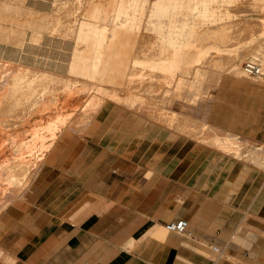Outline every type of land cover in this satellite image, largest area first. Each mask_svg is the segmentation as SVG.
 <instances>
[{"label":"crops","instance_id":"obj_1","mask_svg":"<svg viewBox=\"0 0 264 264\" xmlns=\"http://www.w3.org/2000/svg\"><path fill=\"white\" fill-rule=\"evenodd\" d=\"M121 33L114 28L115 39L98 52H143V35L125 39ZM194 74L200 81L201 71ZM133 77L129 82L136 80V90L142 85L138 71ZM137 103L130 98L133 107ZM104 104L93 125L80 132L90 137L86 159L59 165L50 157L30 193L2 214L0 264H264V171L241 160L253 144L264 145V114L257 121L249 112L241 115L246 122H237L239 157H233L147 118L159 116L175 127V119L184 116L159 115L152 106L144 110L146 122L142 115ZM184 119V126L190 124L182 125V133L199 135V142L216 139L207 137L209 132L216 137L217 130ZM59 130L45 135L50 142L29 149L49 152ZM61 133L58 144L65 146L67 131ZM247 158L264 159V146ZM178 220L187 222V234L165 230Z\"/></svg>","mask_w":264,"mask_h":264},{"label":"rangeland","instance_id":"obj_2","mask_svg":"<svg viewBox=\"0 0 264 264\" xmlns=\"http://www.w3.org/2000/svg\"><path fill=\"white\" fill-rule=\"evenodd\" d=\"M67 1L69 2V0ZM67 1L0 0V25L3 27L7 26L6 30L0 29V47L6 45L8 48L14 49L16 52L10 51V53H15L14 57L17 58L20 54L17 53V49L20 47L16 45L19 40H23L22 46L28 50L33 47L29 45L33 44L32 40L40 42L39 47H42L41 49L30 50L36 52V57L40 59L41 65L38 68L42 69L47 64L56 62L59 72H63L64 76L68 78L67 80H70L69 83L67 82L68 87L66 88L75 93L74 97L69 100L63 95L58 97L60 100H50L55 92L53 93L52 91L54 86L51 89L50 86L52 85H48L47 89L51 90H48L47 96L44 95L45 100L39 105L40 107L44 105L43 108L39 110L40 107H35V111L32 108L28 111L29 113L21 114L20 116H25V122L22 125L10 128L6 133H0V143L4 141L8 151L1 152L0 149V167L3 159H9L11 164H13V169L15 167L22 168L26 173H22L20 177L17 175L19 177L17 179L23 181L20 180L18 186L11 187V194H5L6 196L0 194V218L9 206L14 205L17 201L21 202L25 195L30 193L35 178L41 168L48 163L50 157L55 159L59 165H66L67 162L75 158L86 159V147L84 145L90 141V137L88 134L80 132H82L81 130L87 132L89 126L93 125L94 118L105 101H108L105 103L107 108L112 107L116 111L127 110L138 116L142 115L140 117L144 118V121H151L150 123L156 126L158 125L155 123L159 121L155 118L147 117L149 113L144 111L145 107L148 108L152 105L157 109V114H162L163 116L170 113V117H172L173 112L176 115L184 116L197 122L202 121L206 127L219 132L216 137L215 134H210V137H207L209 139L216 138L215 140L199 142L198 137L181 133L182 123L186 122L183 118L175 119V128L172 126L168 127L163 123L161 124V122L158 124L171 129L172 132L169 131L171 134L216 148L229 156L239 157L236 127L238 123L245 125L243 122H246V119H240L241 115H246L249 112L255 116L257 121L259 116L264 114V80H262V78L264 79V49H257L259 44L264 46V35H261L264 34V24L262 25L263 33L259 35L254 33V35L251 34L253 36L249 35L250 37L246 32L243 33L238 28L234 31L236 26L234 27L232 24L229 29L223 28L221 24L232 23V21L237 19L244 20L245 18H253L255 19L254 21L261 20L264 23V0H211L213 1V6L210 3L211 7L209 9L220 12L219 15L222 12L225 13L224 10H226L231 17L228 20L226 16H223L221 17L223 20H217L214 24L210 21L196 18L197 12L195 13L194 6L198 0H70L69 3ZM55 2L60 6L54 4ZM64 3L67 5H64ZM61 4L62 9L67 6L66 8L69 11L67 12L66 8L62 10ZM200 8L198 9L201 10ZM61 13L65 14L60 15ZM54 14L57 15L56 18ZM49 19L71 20V22L65 21L63 23L61 21L58 24L56 22H46ZM43 24L50 26V28H53L51 25L54 27L61 25L62 31L59 29V35L63 34L62 38H64V41L68 40L67 42L70 43H65L61 47L44 45L45 39L41 38L39 40V38L45 35L49 28L43 27ZM216 25H219V27L217 28ZM116 27L122 32L121 34H124L125 39H130V35L135 37L143 35L145 39H143L145 43L143 52L132 55V51L125 56L117 52H105L106 55L105 53L103 55L100 54L98 47L103 52L105 51L109 40L115 39L112 36V31ZM209 27H213L212 30H209ZM103 28L105 32L102 40H100L101 38L99 37ZM41 29H44V32ZM88 29L89 35H85ZM194 29H197V31L193 32ZM224 34L227 35L226 38ZM244 34L245 36H243ZM202 37L205 38L203 39ZM206 38L207 43L205 41ZM230 38L234 39V41H231ZM247 39L248 41H245ZM222 40L227 44L225 45ZM52 42H54V39L51 40ZM214 42L216 45H214ZM48 49L50 50L48 51ZM186 51L188 52L186 53ZM26 54L30 55L28 52ZM168 54L170 55V60L167 61L164 58ZM0 56V77L3 74L2 79L5 78L4 75L6 73L8 78L11 74L13 75L19 71V69L23 70L25 68L8 61L7 56L4 54L0 53ZM101 57L105 58L104 63L98 61ZM209 57L211 59L214 57L216 60H220L221 57L225 63L222 60V63H216V60H214L215 66H213V62H209L211 59L208 61ZM120 59H123V63L120 62ZM253 60H257V63L262 67L261 76H248L243 71L244 64ZM219 64L221 67H218ZM69 65H71V71L69 70ZM233 65H236L235 69L238 67L239 71L237 72L239 74L238 76L236 75V78H242V82L235 79V75L233 77V74L232 76L229 74V68ZM137 71L141 77L148 73L149 76L139 77L140 81H138L142 85L134 90V85L137 82L136 80L132 82L135 79L133 74L137 73ZM196 71L203 73L204 77L201 81L194 80ZM150 72L153 74H150ZM157 74H160L159 78L155 77ZM150 75L155 78H151ZM7 78H5L6 81L8 80ZM5 80H1L0 83L6 82ZM130 80L132 81L129 82ZM62 86L58 87V89L61 90ZM2 88L0 101L5 94L4 87ZM99 88L102 90L103 88L106 90L109 88V91L113 90V95L104 96V94L97 92ZM146 88L150 90H146ZM194 94H196V99ZM133 96L136 97L138 102L134 107L129 104V100ZM31 102L33 103V101H30V104H32ZM2 103L3 101L0 102V105ZM90 114L93 118L90 117ZM144 116L150 121L146 120ZM2 119L1 114L0 120ZM65 125L66 127H64ZM56 129L61 130L55 132L53 139L55 144L51 150L46 153L45 149L47 147H44V149L36 151L37 147L40 145L42 147L46 141L50 142V136L45 137V135L52 133ZM62 131H67V137L62 142L65 143V146H59L58 144ZM33 135L36 137L32 139ZM263 146L258 143L253 144L246 155L241 157V160L264 171V159H258L255 162L249 161L247 158ZM30 147L36 150H30ZM44 154L45 156L43 157ZM260 156H257V158ZM42 158V162H39ZM14 165L16 166L14 167ZM11 171V174L14 175V170ZM34 174L35 176L33 177ZM32 177L33 179L30 183L29 181ZM1 178L2 176H0ZM0 185H2L1 180ZM0 189L2 193L3 190H6L3 187Z\"/></svg>","mask_w":264,"mask_h":264},{"label":"bare ground","instance_id":"obj_3","mask_svg":"<svg viewBox=\"0 0 264 264\" xmlns=\"http://www.w3.org/2000/svg\"><path fill=\"white\" fill-rule=\"evenodd\" d=\"M64 1H67V0H64ZM170 1V0H169ZM68 2V1H67ZM66 2V3H67ZM69 2H70V0H69ZM68 2V3H69ZM167 2V1H166ZM58 3V2H57ZM66 3H64V5H67ZM210 3H212V6H213V1H211V0H198L196 3H195V6H194V11H195V13H196V18H199L200 20H206V21H210L212 24H214V23H216L217 22V20H223V18H221V17H223V16H226L227 18H228V20L231 18L230 17V15H228L229 13H227L226 12V10H224V12L225 13H223L222 12V14L221 15H219V13H218V11H213V10H211V9H209L210 7H211V4ZM54 4H56V2L54 3ZM63 4V3H62ZM62 4H61V9H62ZM210 4V5H209ZM225 4V3H224ZM57 6H60V5H58V4H56ZM69 6V5H68ZM77 6H78V4H77ZM224 6V5H223ZM67 6H65V7H63V9H65ZM199 7H201L200 9L201 10H199L198 8ZM256 7V6H255ZM55 8H56V6H55ZM77 8V7H76ZM79 8V7H78ZM161 8V7H160ZM60 9V11H62ZM259 9V8H258ZM52 10V9H51ZM75 10H77V9H75ZM80 10V9H79ZM257 10V9H256ZM53 11V10H52ZM56 11V10H55ZM66 11L68 12L69 10L66 8ZM81 11V10H80ZM162 11V10H161ZM228 11V10H227ZM241 11V10H240ZM51 12V11H50ZM54 12V11H53ZM52 12V13H53ZM75 12V11H74ZM246 12V11H245ZM1 13H3V12H1ZM55 13V12H54ZM238 13V12H237ZM237 13H235V14H237ZM65 14V13H64ZM63 13H61L60 15H64ZM241 14V13H240ZM242 14H244V13H242ZM55 15V14H54ZM59 15V14H58ZM67 15V14H66ZM56 16L57 15H55V18H56ZM239 16V15H238ZM52 17H54V16H52ZM59 17V16H58ZM195 18V17H194ZM51 19V18H50ZM48 20L47 22H52V23H54V22H56L57 24L58 23H60L61 21H63V23L66 21V22H71V20H61V19H59V20ZM53 19V18H52ZM196 20V19H195ZM255 19H253V18H245L244 20H240V19H237V20H235V21H232V23H227V24H221L222 26H223V28H225V29H229V26H231V24L232 25H234V27H235V29H234V31H236V29L238 28V30H240V31H242L243 33L244 32H246V34L249 36V35H251V34H253L254 35V33H256L257 35H259V34H261V33H263V28H262V25L264 24L261 20H259V21H254ZM202 21V22H203ZM205 21V22H206ZM226 22V21H225ZM49 24V23H48ZM50 25V24H49ZM220 25V26H221ZM45 26V24H43V27ZM53 28H50V26L48 27V25L47 26H45V27H47V28H49V29H47L48 31L47 32H45V35H43V36H45V37H43V36H40V38H39V40L42 38V39H45V41H44V45H51V47L53 46H55V47H57V46H59V47H61V45H63V44H65V43H70V42H67L68 40H66V41H64V38H62V35L60 36L59 34V29H61L60 28V26L58 25H56L55 27L53 26V25H51ZM214 26V25H213ZM217 26V25H216ZM222 26H221V28H222ZM62 27V26H61ZM219 27V25L217 26V28ZM212 28L213 27H209V30H212ZM214 28H215V26H214ZM222 28V29H223ZM0 29H3V30H6L7 29V26L5 27H3V26H1L0 25ZM221 29V30H222ZM40 30V29H39ZM42 30V32H44L43 30L44 29H41ZM218 30V29H217ZM216 30V31H217ZM220 30V29H219ZM237 30V31H238ZM60 31H62V29L60 30ZM67 31V30H66ZM197 31V29H194L193 30V32H196ZM204 31H206V30H204ZM203 31V32H204ZM208 31V30H207ZM255 31V32H254ZM3 32H5V31H3ZM40 32V31H39ZM41 32V33H42ZM222 32V31H221ZM239 32V31H238ZM47 33V34H46ZM70 33V32H69ZM201 33H202V31H201ZM214 33V32H213ZM73 34V33H72ZM197 34V33H196ZM199 34V33H198ZM209 34H210V31H209ZM231 34V33H230ZM240 34V33H239ZM39 35V34H38ZM222 35H223V32H222ZM224 35H226V34H224ZM237 35V34H236ZM253 35H251V36H253ZM261 35H264V34H261ZM6 36V35H5ZM199 36H201V35H199ZM229 36V35H228ZM240 36V35H239ZM243 36H245V34L243 35ZM2 37H3V35H2ZM7 37V36H6ZM224 37V36H223ZM222 37V38H223ZM227 37V35L225 36V38ZM250 37V36H249ZM72 38V37H71ZM153 38V37H152ZM203 38V37H202ZM205 38V37H204ZM203 38V39H204ZM54 39V42H52L51 43V40H53ZM144 36H143V38H141L140 39V43H139V47H141V44H145L144 43ZM199 39H201V38H199ZM229 39V38H228ZM231 39V38H230ZM237 39V38H236ZM241 39V38H240ZM149 40V39H148ZM170 40V39H169ZM197 40V39H196ZM195 40V41H196ZM207 40V38L205 39V41ZM249 40H251V39H249ZM263 40V39H262ZM22 41L23 40H19L18 42H17V44L16 45H18L20 48H18L17 49V53H20L18 56H17V58H15L14 56H15V53L14 54H11L10 53V51H13V52H16V51H14V49H10V48H8V46H3V47H0V53L1 54H4V55H6L7 56V60L8 61H11V62H14V64L16 63V64H19L18 66H22V67H25V68H23V70H21V69H19V71H17V72H15L13 75L11 74L8 78L6 77V75H8L7 73H6V75H4L5 76V78H7L8 80L6 81L5 80V78L4 79H2V76H3V74H2V76L0 77V81L1 80H5L6 82H1L0 83V91H2V87H4V90H5V94H4V96H3V99L1 100V101H3V103L0 105V115L2 114V120H0V133L1 132H3V133H6L10 128H13V127H17V126H19V125H22L25 121H24V117L25 116H20L21 114H23V113H29L28 111H30L32 108V110H34V108L36 107H40L39 105L40 104H42L43 102L42 101H44L45 100V96H47L46 94H48L49 93V91L48 90H51L52 89V87L54 86V90L52 89V91H53V93H54V95L52 96V98L50 99V100H56V99H59L58 97H61L60 95H63L66 99H70V98H73L74 97V95H75V93L73 92V91H71L70 89H68V88H66V87H68L67 85V82L69 83V81L70 80H67L68 78H66V77H64V76H60V72H59V70L56 68L57 67V63L56 62H54V63H52V64H47L46 65V63H45V67H43L42 69H45V70H42V69H39L38 67L41 65V62H39L40 61V59L38 58V57H36V55H37V53L36 52H34V51H30V50H38V49H41L42 47H39V43L40 42H37L36 40H32L31 42L33 43V44H29V45H31V46H33L31 49H26V48H23V46H22ZM116 41H118V49L120 50V49H122L123 48V43H122V39H121V37H118L117 38V40ZM147 41V40H146ZM167 41V40H166ZM203 41V40H202ZM223 41V40H222ZM231 41H234V39L232 40L231 39ZM245 41H248V39L247 40H245ZM261 41V40H260ZM36 42V43H35ZM149 42V41H148ZM151 42H153V41H151ZM168 42V41H167ZM198 42V41H197ZM220 42V41H219ZM224 43H225V41H223ZM237 42H239V41H237ZM242 42V41H241ZM241 42H240V44H241ZM147 43V42H146ZM193 43V42H192ZM199 43V42H198ZM206 43H207V41H206ZM244 43V42H243ZM261 43H262V41H261ZM264 43V42H263ZM43 44V43H42ZM200 44V43H199ZM198 44V45H199ZM217 44H220V43H217ZM222 44V43H221ZM220 44V45H221ZM227 43H225V45H226ZM231 44V43H230ZM233 44V43H232ZM236 44H238V43H236ZM67 45H69V44H67ZM163 45V44H162ZM198 45H196V46H198ZM201 45H202V42H201ZM214 45H216L215 44V42H214ZM261 44H259V47L257 48V49H259V48H261V50H262V48L264 49V46H263V44H262V46H260ZM169 46V45H168ZM210 46V45H209ZM219 46V45H218ZM257 46H258V44H257ZM190 47V46H189ZM207 47V46H206ZM252 47V46H251ZM197 48H199V47H197ZM200 48H201V46H200ZM255 48V49H256ZM16 49V48H15ZM52 49V48H51ZM50 49H48V51H49ZM202 51V50H201ZM255 51V50H254ZM29 53L30 55H27L26 53ZM37 52H39V51H37ZM171 52V51H170ZM188 51H186V53H187ZM194 52V51H193ZM244 52V51H243ZM264 52V51H263ZM262 52V53H263ZM22 53V54H21ZM241 53V52H240ZM171 54V53H170ZM194 54V53H193ZM196 54V53H195ZM191 55H192V52H191ZM197 55V54H196ZM216 55V54H215ZM242 55V54H241ZM13 56V57H12ZM48 57V56H47ZM174 57V56H173ZM189 57V56H188ZM212 57V56H211ZM214 57H216V56H214ZM210 58L209 57V59H208V61L209 62H213L212 64H214L213 66H215V63H214V60H216L215 58ZM221 57H223V56H221ZM220 57V60L218 61V60H216V63H222V58ZM0 58H1V56H0ZM218 58V57H217ZM45 59V58H44ZM164 59H167V61L168 60H170V55L168 54V56H165V58ZM186 59H188V58H186ZM234 59V58H233ZM156 60H158V59H156ZM189 60V59H188ZM222 60V61H221ZM55 61V60H54ZM142 61V60H141ZM226 61V60H225ZM233 61V60H232ZM156 62V61H155ZM230 62H231V60H230ZM8 63V62H7ZM43 63V62H42ZM206 63H208V62H206ZM211 63H209V64H211ZM223 63H225L224 61H223ZM247 63H251V64H253V65H255V67L256 68H258V73H257V75H254V76H258V75H262L261 74V66L257 63V60H253V61H250V62H247ZM22 64H24V65H22ZM136 64V63H135ZM234 64V63H233ZM246 64V63H245ZM225 65V64H224ZM239 65V64H238ZM59 66H60V64H59ZM226 66V65H225ZM236 65H233L231 68H229V74H231V76H232V74H233V77H234V75H235V77L234 78H236V75L238 76V72L237 71H239V69H238V67H236V69L234 68ZM26 67H29V68H26ZM211 67V66H210ZM218 67H221L220 66V64H219V66ZM227 67V66H226ZM41 68V67H40ZM212 68V67H211ZM215 68V67H214ZM26 69V70H25ZM41 70V71H39V70ZM219 69V68H218ZM222 69V68H221ZM225 69H227V68H225ZM238 69V70H237ZM212 70V69H211ZM214 70V69H213ZM153 71V70H152ZM193 71V70H192ZM243 71H244V73L246 74V75H248V76H250L249 74H248V72L245 70V68L243 67ZM204 72V71H203ZM225 72V71H224ZM198 73V72H197ZM199 73H200V71H199ZM207 73V72H206ZM213 73V72H212ZM149 74V73H148ZM148 74H146L145 76H147ZM150 74H153V73H151L150 72ZM202 75L200 76V74H199V77H204V75H203V73H201ZM227 74V73H226ZM156 75V74H155ZM154 75V76H155ZM198 75V74H197ZM212 75V74H211ZM145 76H139L140 78H143V77H145ZM149 76V75H148ZM147 76V77H148ZM158 76H160V74H157V76H155V77H157V78H159ZM206 76V75H205ZM150 77H151V75H150ZM155 77H151V78H155ZM221 77V76H220ZM225 77V76H224ZM202 78H200V81L202 80ZM199 79V78H198ZM197 79V80H198ZM238 79H242V78H239L238 77ZM143 80V79H142ZM174 80V79H173ZM262 80H264L263 78H262ZM139 81H140V79H139ZM149 81V80H148ZM199 81V80H198ZM221 82V81H220ZM202 83V82H201ZM50 85H52V86H50L51 87V89H47V87H49ZM61 85H63L62 87V89L61 90H59L58 89V87L60 88L61 87ZM183 85V84H182ZM196 85V84H195ZM85 86V85H84ZM91 86V85H90ZM206 86V85H205ZM65 87V88H64ZM81 88V87H80ZM83 88V87H82ZM87 88V87H86ZM116 89V88H115ZM57 90V91H56ZM98 90H101V91H98ZM201 90H203V89H201ZM117 91V90H116ZM184 91V90H183ZM51 92V91H50ZM97 92L98 93H102V94H104V96L105 95H113V90L112 91H109V88H108V90H106V89H104L103 88V90L101 89V88H99V89H97ZM186 92V91H185ZM195 92V91H194ZM52 93V92H51ZM64 93V94H63ZM45 95V96H44ZM195 95L196 94H194V98H195ZM44 96V97H43ZM116 97V96H115ZM114 97V98H115ZM191 97V96H190ZM189 97V98H190ZM107 98V97H106ZM116 98H118V97H116ZM192 98V97H191ZM96 99V98H95ZM196 99V98H195ZM60 100V99H59ZM0 101V102H1ZM10 101V102H9ZM30 101H33V103L32 104H30ZM53 101V103L55 104V102ZM99 101V100H98ZM193 101V100H192ZM95 102H97V101H95ZM113 102V101H112ZM59 103V102H58ZM134 103V102H133ZM52 104V103H51ZM96 104V103H95ZM135 104V103H134ZM131 105V104H130ZM44 106V105H43ZM43 106L42 107H40V109L39 110H41V108H43ZM132 106V105H131ZM135 106V105H134ZM152 106V105H151ZM150 106V110H152V109H154V108H152ZM99 107V106H98ZM96 109H98V108H96ZM145 109H146V107H145ZM148 109V108H147ZM146 109V110H147ZM35 111V110H34ZM25 113V114H26ZM32 113H33V111H32ZM93 113V112H92ZM28 115V114H27ZM26 115V116H27ZM91 115V114H90ZM95 115V114H94ZM82 116V115H81ZM89 116V115H88ZM33 117V116H32ZM90 117H92V115L90 116ZM156 117V116H155ZM157 117H159V116H157ZM156 117V118H157ZM61 118V117H60ZM86 118H88V117H86ZM93 118V117H92ZM91 118V119H92ZM150 118V117H149ZM155 118V119H156ZM160 118H162V117H160ZM159 118V119H160ZM164 118V117H163ZM184 118L185 117H183V120H184ZM59 119V118H58ZM64 119V118H63ZM84 119V118H83ZM152 119V118H151ZM154 119V120H155ZM181 119V118H180ZM157 121H158V118L156 119ZM161 120V119H160ZM160 120H159V122H160ZM167 120V119H166ZM165 119L162 121V123H164L165 121H166ZM186 120V119H185ZM91 121V120H90ZM176 121V120H175ZM191 121V120H190ZM62 122H63V120H62ZM154 122V121H153ZM158 122V123H159ZM57 123H59V122H57ZM61 123V122H60ZM66 123V122H65ZM87 123H89V122H87ZM161 123V124H162ZM168 123V122H167ZM170 123V122H169ZM168 123V124H169ZM181 123H182V120H181ZM203 123V122H202ZM63 124V123H62ZM165 124V123H164ZM182 124H184V122L182 123ZM186 124H187V126L190 124V122H189V124H188V122L187 123H185V126H186ZM192 124V123H191ZM81 125V124H80ZM83 125V124H82ZM167 125V124H166ZM173 125V124H172ZM181 125V124H180ZM176 126V125H175ZM184 126V125H183ZM184 126V127H185ZM202 126V125H201ZM2 127V128H1ZM64 127H66V125L64 126ZM63 127V128H64ZM84 127V126H83ZM168 127H170L169 125H168ZM190 127V126H189ZM189 127H187L188 129H189ZM193 127H194V125H193ZM203 127V126H202ZM54 128V127H53ZM52 128V129H53ZM82 128V127H81ZM175 128V127H174ZM191 128H192V125H191ZM2 129V130H1ZM77 129V128H76ZM85 129V128H84ZM183 129V128H182ZM54 130V129H53ZM170 130V129H169ZM173 130V129H172ZM175 130V129H174ZM177 130V129H176ZM65 131V130H64ZM184 131H187V129L186 130H184ZM184 131H183V133H184ZM189 131L191 132V129H189ZM189 131H188V133H189ZM196 132V131H195ZM181 133H182V131H181ZM205 133V132H204ZM187 134V133H186ZM206 135V134H205ZM207 135H208V132H207ZM199 136V135H198ZM197 136V137H198ZM213 136V135H212ZM188 137V136H187ZM209 137H210V132H209ZM7 138V137H6ZM204 138H206V137H204ZM203 138V139H204ZM207 139H209V138H207ZM6 141H8V140H6ZM9 147V146H8ZM24 147H26L25 145H24ZM44 148V147H43ZM48 148V147H47ZM0 149H1V152H5V150L7 151V146H6V144L4 143V141H2L1 143H0ZM8 152V151H7ZM4 155H5V153H4ZM9 159H6V160H4L3 159V161H2V166L0 167L1 169H0V176H2V178L0 179L1 180V182H2V185H0V186H2L3 187V189H6L5 191L3 190V193L2 192H0V194H3V195H5V194H11V187L12 186H18L19 185V181L21 180V179H17V178H19L21 175H22V173H25L24 172V170L22 169V168H16L15 166L16 165H14V167H15V169H13V164H11V162L9 161ZM13 162V161H12ZM18 166H20V165H18ZM21 166H22V164H21ZM23 168H24V166H23ZM22 169V170H21ZM11 170H14V172L15 173H13L14 175H12L11 174ZM23 171V172H22ZM30 171V170H29ZM34 173V172H33ZM26 174V173H25ZM17 175L19 176V177H17ZM31 175H32V173H31ZM24 176V175H23ZM27 177V176H26ZM27 179V178H26ZM21 181H23V180H21ZM2 187H0V188H2ZM23 187V186H22ZM1 190V189H0ZM21 191V190H20ZM6 196V195H5ZM7 203V202H6ZM5 204V203H4ZM4 210V209H3ZM166 230V229H165Z\"/></svg>","mask_w":264,"mask_h":264},{"label":"built area","instance_id":"obj_4","mask_svg":"<svg viewBox=\"0 0 264 264\" xmlns=\"http://www.w3.org/2000/svg\"><path fill=\"white\" fill-rule=\"evenodd\" d=\"M245 70L248 72L250 76L257 75L258 73V68L255 67V65L251 63H246L244 64ZM187 222L185 220H178L174 222H170L165 225V229L167 232L170 233H175L179 235H185L187 234L186 229H187ZM214 251L216 253H219V249L214 248Z\"/></svg>","mask_w":264,"mask_h":264}]
</instances>
